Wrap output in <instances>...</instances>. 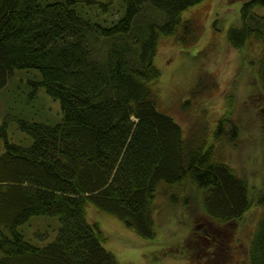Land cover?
Segmentation results:
<instances>
[{"label": "trees", "instance_id": "16d2710c", "mask_svg": "<svg viewBox=\"0 0 264 264\" xmlns=\"http://www.w3.org/2000/svg\"><path fill=\"white\" fill-rule=\"evenodd\" d=\"M84 1L93 0H0V93L17 73L33 74L29 97L44 85L62 112L57 123L18 119L30 144L9 139V113L0 120V264H117L87 205L152 238L162 182L166 195L174 184L195 182L220 224L240 219L254 202L264 206V189L253 193L231 164L214 160L212 144L185 138L151 86L162 72L160 36L198 42L200 27L182 14L203 0H120L121 14L103 22ZM239 16L228 39L235 48L257 43L264 93V0H244ZM226 109L233 113L234 97ZM33 215L58 217L54 239L38 244L27 236L22 225ZM248 256L250 264H264V212Z\"/></svg>", "mask_w": 264, "mask_h": 264}, {"label": "rangeland", "instance_id": "374dc122", "mask_svg": "<svg viewBox=\"0 0 264 264\" xmlns=\"http://www.w3.org/2000/svg\"><path fill=\"white\" fill-rule=\"evenodd\" d=\"M108 1H84V7L103 22L121 14L120 0H112L110 8L103 9L100 2ZM243 1L203 0L186 9L182 16L200 27V40L185 45L175 35H161L156 63L162 72L151 86L159 109L175 117L184 137L193 144H212L213 159L231 164L256 193L264 189V93L257 74L260 53L257 43L235 48L228 39L230 26L239 22ZM36 80L33 74L26 79L17 73L0 93V120L9 113L11 141L32 142L31 134L20 126V118L47 123L62 118L59 100L44 85L29 97ZM194 89L196 93L192 94ZM229 95L234 97L232 114L226 109L227 100L233 99ZM225 114L226 120L221 121ZM231 137H236L235 143ZM0 143L2 152L4 140ZM165 185L162 182L157 191L156 235L152 238L139 235L114 214L87 205L89 220L98 222L109 235L103 243L114 252L117 264H250V243L263 205L254 202L240 219L220 224L206 212L205 193L195 182L174 184L168 195ZM22 226L33 242L44 244L55 238L59 219L55 215H33Z\"/></svg>", "mask_w": 264, "mask_h": 264}]
</instances>
